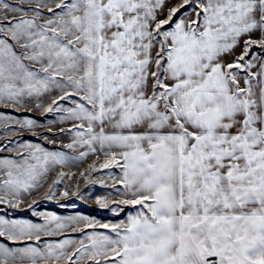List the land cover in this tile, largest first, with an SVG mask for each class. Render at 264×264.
Here are the masks:
<instances>
[{
  "label": "snow or ice",
  "instance_id": "snow-or-ice-1",
  "mask_svg": "<svg viewBox=\"0 0 264 264\" xmlns=\"http://www.w3.org/2000/svg\"><path fill=\"white\" fill-rule=\"evenodd\" d=\"M0 264H264V0H0Z\"/></svg>",
  "mask_w": 264,
  "mask_h": 264
},
{
  "label": "rangeland",
  "instance_id": "rangeland-1",
  "mask_svg": "<svg viewBox=\"0 0 264 264\" xmlns=\"http://www.w3.org/2000/svg\"><path fill=\"white\" fill-rule=\"evenodd\" d=\"M82 190L85 191V195H87L88 192H92L94 193V195L104 194L103 189L99 185H89L87 186L86 189L82 188ZM93 200H94V196L92 199H85V200H77L75 197H72L70 199H66L62 201V203L64 204V207H61L60 204H58L55 201L41 202L38 204L37 207L39 208V210L54 211L57 214H58L57 210H59V213H60L59 215H69L73 213L74 211L84 212L83 210L92 209L90 208L91 206L89 205V203L90 201H93ZM71 204H75L76 208H72L70 206ZM93 210L96 211L97 213V214H94V216L101 220H104L103 218L105 217L115 216L113 215V213L110 212V210H101L98 207L97 209H93ZM26 213L30 215V213L27 210L24 211V214ZM105 220H109V219H105Z\"/></svg>",
  "mask_w": 264,
  "mask_h": 264
},
{
  "label": "trees",
  "instance_id": "trees-1",
  "mask_svg": "<svg viewBox=\"0 0 264 264\" xmlns=\"http://www.w3.org/2000/svg\"><path fill=\"white\" fill-rule=\"evenodd\" d=\"M84 212L83 213H86V214H88V215H92V216H94V214H97L96 213V211H94L93 209H88V210H83ZM57 212H58V214H60L59 213V210H57ZM24 214V213H23ZM24 215H28V216H30L29 214H24ZM120 217L118 216V215H115V216H110V217H105V218H103L104 220L105 219H109V220H115V219H119Z\"/></svg>",
  "mask_w": 264,
  "mask_h": 264
},
{
  "label": "crops",
  "instance_id": "crops-1",
  "mask_svg": "<svg viewBox=\"0 0 264 264\" xmlns=\"http://www.w3.org/2000/svg\"><path fill=\"white\" fill-rule=\"evenodd\" d=\"M90 188H91V187H90ZM93 188H94V187H93ZM94 189H95V188H94ZM89 205L91 206L90 208H92V209H97V206L95 205L94 200H93V201H90ZM113 215H116V214H113ZM105 221H107V220H105Z\"/></svg>",
  "mask_w": 264,
  "mask_h": 264
}]
</instances>
